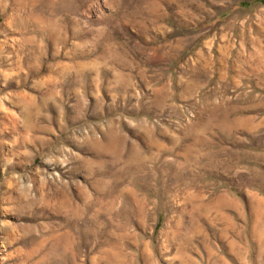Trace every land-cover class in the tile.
Listing matches in <instances>:
<instances>
[{
	"label": "rangeland",
	"instance_id": "374dc122",
	"mask_svg": "<svg viewBox=\"0 0 264 264\" xmlns=\"http://www.w3.org/2000/svg\"><path fill=\"white\" fill-rule=\"evenodd\" d=\"M0 264H264V0H0Z\"/></svg>",
	"mask_w": 264,
	"mask_h": 264
}]
</instances>
